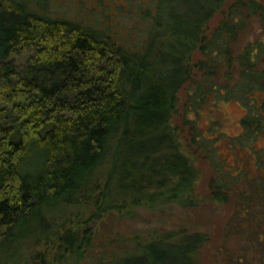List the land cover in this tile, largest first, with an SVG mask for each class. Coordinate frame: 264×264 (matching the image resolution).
Instances as JSON below:
<instances>
[{"label": "trees", "instance_id": "16d2710c", "mask_svg": "<svg viewBox=\"0 0 264 264\" xmlns=\"http://www.w3.org/2000/svg\"><path fill=\"white\" fill-rule=\"evenodd\" d=\"M151 2L127 6L149 21L141 40L137 27L121 37L50 14L47 0H0V264H199L206 232L134 233L121 245L115 230L138 207L197 202L182 136L220 170L212 140L223 132L216 120L212 138L197 126L209 96L246 108L240 142L264 136V36L233 51L249 17L264 35V0ZM248 146L263 172L239 171V248L220 249V264H264V217L253 218L264 150ZM223 184L211 180L213 200L228 202ZM95 244L108 249L85 262Z\"/></svg>", "mask_w": 264, "mask_h": 264}, {"label": "rangeland", "instance_id": "374dc122", "mask_svg": "<svg viewBox=\"0 0 264 264\" xmlns=\"http://www.w3.org/2000/svg\"><path fill=\"white\" fill-rule=\"evenodd\" d=\"M151 1L47 0L45 11L50 14L70 17L74 20L91 23L107 29L110 27L111 31L121 37L133 32L135 33L134 29L137 27V36L143 40L149 21L147 19L144 20L136 10L135 12L127 10L142 3L143 6L146 4L151 6ZM220 15L221 13H217L210 20L209 24L211 27L216 24ZM137 36L129 41H136V45H140V39ZM263 36L260 18L257 16L249 17L245 23V27L240 30L233 44L235 56L248 43L257 38L261 39ZM18 58L21 59L22 57ZM260 67L263 68L264 64L260 63ZM213 80L219 83L223 82L221 74L213 76ZM232 82L230 79V83ZM187 91L186 88H183L179 92L181 110L183 108L182 104L185 101L188 102ZM245 112L246 108L235 96H223L219 98L213 95L209 96L206 103L199 108L197 126L202 135L212 138L216 131L210 129V125L212 121L216 120L218 129L223 132L222 136L213 138V140L211 139L214 144L212 157L215 159L216 166L221 167L220 170L215 171L205 153L193 145L191 141L189 142V137H183L181 134L182 137L180 136V139L183 149L191 157L196 169L194 188L197 202L192 206L188 205L185 207L176 203H165L163 207L157 210H147L138 207L139 212L135 219L122 222L118 225V229L115 230L118 234H121L118 238L121 245L124 243V236L128 237L134 233L146 235L148 231L166 232L184 229L189 232L202 231L208 234L207 241L199 248L197 256L199 264H220V249L225 251L239 248V234L231 225L235 224L236 220H238L234 216V213L236 202L239 199L238 192L243 187L240 174L245 171L248 176H252L263 172L261 168L257 167L256 161L250 153L248 143H252L254 149L256 148L259 151L264 150V136H256L251 140L246 138V140H243L245 142H240L241 140L238 137L242 130L241 119ZM188 116L192 117L193 113H188ZM179 123L181 124V121ZM212 179L222 180L226 183L223 184L226 186H223L221 190L227 192L228 202L213 200L210 197ZM255 205L256 215L253 218L260 222L264 217V197L257 194ZM244 227L245 225L242 228ZM241 235L248 237L244 231H242ZM118 239L115 238L114 240ZM105 247L106 245L95 244L88 252H85V259L87 261L85 259L84 261H93L95 257L102 256L101 253L108 249ZM249 247L248 243L247 249Z\"/></svg>", "mask_w": 264, "mask_h": 264}]
</instances>
